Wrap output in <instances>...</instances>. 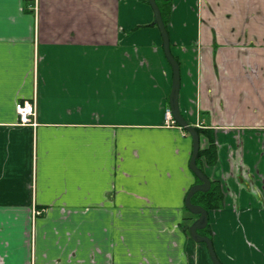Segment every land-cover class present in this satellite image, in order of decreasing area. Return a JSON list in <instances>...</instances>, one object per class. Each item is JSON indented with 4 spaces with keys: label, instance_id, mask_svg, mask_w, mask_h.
<instances>
[{
    "label": "crops",
    "instance_id": "obj_1",
    "mask_svg": "<svg viewBox=\"0 0 264 264\" xmlns=\"http://www.w3.org/2000/svg\"><path fill=\"white\" fill-rule=\"evenodd\" d=\"M156 2L181 114L216 149L196 163L223 194L215 253L264 264V0ZM153 20L149 0H0V264H213L183 229L198 181L190 135L164 122Z\"/></svg>",
    "mask_w": 264,
    "mask_h": 264
},
{
    "label": "water",
    "instance_id": "obj_2",
    "mask_svg": "<svg viewBox=\"0 0 264 264\" xmlns=\"http://www.w3.org/2000/svg\"><path fill=\"white\" fill-rule=\"evenodd\" d=\"M169 1V0H164ZM149 4L153 10L154 20L153 22L157 25L163 45L164 55L171 67L172 70V82L171 89L169 93V109L171 116L174 122L187 131L192 140V150L191 156L189 159L188 167L190 171L197 178L198 182L191 185L184 197V206L185 208L193 214H197V218L189 225L188 231L193 241L205 243L209 256L213 262V264H222L218 259L212 239L209 236L199 234L198 230L206 227L208 223V212L198 204H194L191 202V196L197 191H206L210 187V179L205 175V173L197 166L196 157L198 154V150L200 148V139L199 135L195 129V126L189 124L187 120L181 114L178 104V94L180 88V70L179 64L175 57L172 55L169 47V37L167 33V29L164 25V22L161 17L160 9L157 5L156 0H149Z\"/></svg>",
    "mask_w": 264,
    "mask_h": 264
},
{
    "label": "trees",
    "instance_id": "obj_3",
    "mask_svg": "<svg viewBox=\"0 0 264 264\" xmlns=\"http://www.w3.org/2000/svg\"><path fill=\"white\" fill-rule=\"evenodd\" d=\"M175 125L177 124L175 123ZM195 129L199 135L200 142L204 137L208 141L207 146L199 148L196 157V163H199V160L201 158H204V161L207 165H213L216 161V149L214 141L209 135V130L198 126H195ZM185 132L189 134L187 131ZM191 202L194 204L201 205L208 212V214L213 210L220 209L223 204V194L220 185L217 182L211 181L208 190L197 191L191 196ZM186 211L188 212L189 216L185 217V221H183V229L187 234H189V225L197 218L198 215L190 213L188 210ZM198 232L201 235L208 236L210 234L209 223H207L205 228L198 230Z\"/></svg>",
    "mask_w": 264,
    "mask_h": 264
},
{
    "label": "built area",
    "instance_id": "obj_4",
    "mask_svg": "<svg viewBox=\"0 0 264 264\" xmlns=\"http://www.w3.org/2000/svg\"><path fill=\"white\" fill-rule=\"evenodd\" d=\"M16 110L19 114L20 120L23 122H34L35 120V103L31 101H22L16 104ZM164 122L166 125L173 126L175 122L171 116L169 107L164 111ZM33 216L41 213L39 209L32 210Z\"/></svg>",
    "mask_w": 264,
    "mask_h": 264
}]
</instances>
